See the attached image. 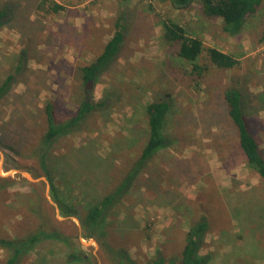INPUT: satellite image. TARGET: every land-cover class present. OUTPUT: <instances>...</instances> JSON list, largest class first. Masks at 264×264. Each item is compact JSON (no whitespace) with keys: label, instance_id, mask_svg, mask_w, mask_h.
<instances>
[{"label":"rangeland","instance_id":"1","mask_svg":"<svg viewBox=\"0 0 264 264\" xmlns=\"http://www.w3.org/2000/svg\"><path fill=\"white\" fill-rule=\"evenodd\" d=\"M41 1L0 0V8L10 4L16 12L13 23L0 28V86L22 68L0 100V183L9 182L0 190V237L21 240L54 230L72 247L42 242L20 264H114L95 239L85 238L79 217L62 216L53 190L79 205L120 183L147 142V105L166 93L173 106L166 133L173 144L146 165L109 216L111 244L137 264L159 251L180 259L186 234L205 217L210 228L201 255H210L211 264H264V228L256 230L263 217L238 210L243 201L264 205V182L246 166L223 97L229 87L244 92L248 123L264 155V3L231 37L198 4L179 12L152 0H53L65 7L55 14ZM119 18L127 29L124 46L88 97L79 69L102 53ZM168 18L207 47L234 55L238 67L219 70L204 60L209 72L193 77L163 40L160 22ZM88 98L110 99V105L59 138L44 170L36 151L48 128L46 105L64 122ZM86 147L94 149L90 159L83 158ZM73 252L88 262L68 260ZM9 256L0 249V264Z\"/></svg>","mask_w":264,"mask_h":264},{"label":"trees","instance_id":"2","mask_svg":"<svg viewBox=\"0 0 264 264\" xmlns=\"http://www.w3.org/2000/svg\"><path fill=\"white\" fill-rule=\"evenodd\" d=\"M159 5H169L175 11H187L196 4L200 6L202 14L210 19H220L224 33L231 37L240 35L251 17L263 5L264 0H152ZM41 5L47 6L51 12L58 14L65 7L53 0H42ZM16 18L14 7L10 4L0 8V28L10 26ZM163 29V40L174 46L175 56L188 63L190 73L193 77L204 78L209 72L210 66L203 64L208 61L216 69L230 71L238 67L239 60L231 54H227L218 48L207 47L204 41L197 36H193L189 31L178 22L168 18L160 22ZM126 25L122 18L116 22V32L113 38L105 45L102 53L89 65L79 69L80 76L84 83L94 81L98 83L117 62L126 40ZM260 42L264 43V29L260 34ZM26 56L25 53L22 54ZM22 68L18 66L14 74L9 75L0 86V100L11 89ZM224 100L228 105V116L232 126L238 135L240 150L245 158L247 168L257 174L264 182V155L260 145L253 136L248 119L247 105L244 92L236 87H229L224 92ZM171 95L166 93L147 105L146 113L148 116V139L144 145L140 158L130 167L123 179L115 187L107 190L99 199L82 201L75 205L68 200L67 196L60 197L53 190V197L60 207L63 217H79L85 238L95 239L102 249L108 253L114 264H137L130 256L129 252L123 247L113 246L110 241V231L107 230V222L114 208L130 192L134 183L138 180L141 172L147 167L159 152L167 150L172 146V139L166 133V123L172 109ZM110 105V99H102L98 103H88L84 100L78 111L64 122L57 121L54 115L52 104H47L45 108L47 116V132L42 139V143L37 149L41 165L47 170L46 160L50 154L53 144L62 137L71 135L78 131L83 122L94 111L103 109ZM89 147L82 149L85 159H90V154H94ZM95 158V157H94ZM99 158V157H98ZM101 159V158H99ZM98 160L93 161V165L98 166ZM5 185L0 183V190L9 186V182L4 179ZM238 210L241 214H257L264 220V205L252 200L241 202ZM210 228L207 218L202 217L195 222L185 238V246L180 259H166L159 251L146 264H211L210 255H201V250L205 244V236ZM256 230L264 228V222L256 227ZM46 241H59L65 243L69 248L72 247L70 240L61 235L58 231L39 230L21 240H13L0 237V249L8 251L10 254L7 264H20L24 255L29 254L37 245ZM68 260L78 263L88 262L84 256L77 252L70 253Z\"/></svg>","mask_w":264,"mask_h":264},{"label":"water","instance_id":"3","mask_svg":"<svg viewBox=\"0 0 264 264\" xmlns=\"http://www.w3.org/2000/svg\"><path fill=\"white\" fill-rule=\"evenodd\" d=\"M95 82L94 81H89L87 83V87H86V90H87V96L90 97L91 94H92V90H93V86H94ZM87 102L90 103V100L89 98L87 99Z\"/></svg>","mask_w":264,"mask_h":264},{"label":"crops","instance_id":"4","mask_svg":"<svg viewBox=\"0 0 264 264\" xmlns=\"http://www.w3.org/2000/svg\"><path fill=\"white\" fill-rule=\"evenodd\" d=\"M63 6V5H62Z\"/></svg>","mask_w":264,"mask_h":264}]
</instances>
